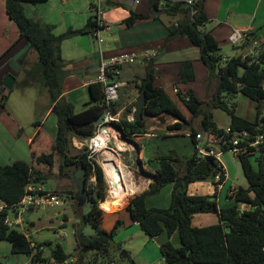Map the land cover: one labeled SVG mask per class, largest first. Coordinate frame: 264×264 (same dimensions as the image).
Returning a JSON list of instances; mask_svg holds the SVG:
<instances>
[{
    "label": "trees",
    "instance_id": "1",
    "mask_svg": "<svg viewBox=\"0 0 264 264\" xmlns=\"http://www.w3.org/2000/svg\"><path fill=\"white\" fill-rule=\"evenodd\" d=\"M27 1L37 2L5 0L6 12L16 23L20 39L24 38L29 49L37 54V61L24 69V78L19 87L26 89L36 86L47 91L52 113L57 118V133L55 140L50 141L51 152L48 150L47 140L41 137L43 132L36 134L30 144L32 163L17 160L8 165L0 164V202L5 204L0 210V240H8L13 253L29 255L34 264L44 260L42 245L38 246L36 242L33 245L34 239L28 238L17 226L8 225L6 217L12 206L23 198L31 177L36 182H45L48 173L54 172V168H59L61 175L64 167L74 165V174L84 166L87 168V177L95 171L97 182L93 185L87 179V201L91 202L92 207L87 214H82V219L93 224L96 234L85 235L79 228V223H76L75 236L80 245L79 249H75L77 255L71 256L61 244H56L50 260L56 264H136L132 258L127 260L120 255L122 247L114 240L124 221L117 219L111 230L102 225L104 211L100 203L107 198L108 185L101 165L88 158L86 147L83 151L72 152L74 138L89 139L96 133L98 125L95 120L106 109L104 85L99 81L89 83L90 101L81 111H77L74 103L63 95L64 82L69 72L62 56V42L76 34L94 33L98 28L97 16L91 15L83 28H69L56 34L53 25L27 15ZM162 1L165 2L162 7L169 14L181 16L168 27V38L181 35L188 37L199 48L200 59L208 67L210 77L214 80L221 77V84L207 101L201 100L191 88L185 92L178 90L179 99L192 113V119L189 120L169 93L155 85L157 72L154 60L150 59L146 63V75L141 78L138 88L140 94L144 92L146 96V114L143 119L129 120L124 112L121 121L115 123L117 127L131 139L134 135L148 132L147 116L168 114L175 119L174 123L168 125L170 132L189 130L196 144L198 133H208L211 139L206 141V147L212 148L209 144L214 143L220 151H227L232 146L235 132L240 130L249 131V141L255 140L259 135L264 137V52L227 57L223 63L219 41L211 31L204 30L208 21L205 0H195L191 5L185 0H150L149 13L131 9L124 23L132 26L138 20L158 15ZM107 3L109 6L114 5L112 0H107ZM93 7L94 2L91 3V8ZM109 74L113 76L114 73ZM180 74L182 82L195 80L192 60L181 61ZM11 91L12 89H8V93L0 98V103L5 105ZM238 94L255 101L256 115L253 120L238 115L232 99L228 102V98ZM215 108H221L230 115L229 131L217 125L213 113ZM197 117H201V131L192 125ZM40 123L41 120L37 119L34 125L39 126ZM196 144L193 155L184 161L174 151L156 156L159 168L149 187L134 195L127 206L132 219L151 238L163 233L169 237L178 233L180 245L176 246L170 239L161 244L160 251L164 258L162 264H264V143L259 145V152L245 153L239 157L248 186H237V191L229 195L231 203L225 205L218 201V182H215V178L219 175L223 182L226 180V171L219 166V161L214 156H200ZM207 179L213 181V194L188 192L191 182ZM169 183L174 185L170 206L149 207L146 199L158 194ZM74 195L75 191H71V198L74 199ZM242 206L249 208L242 209ZM76 211L77 216L80 215L79 206ZM200 212L218 213L220 221L207 226H193L192 216ZM89 251L92 252L88 254ZM72 257L74 260L67 263ZM0 264H3L1 260Z\"/></svg>",
    "mask_w": 264,
    "mask_h": 264
},
{
    "label": "rangeland",
    "instance_id": "2",
    "mask_svg": "<svg viewBox=\"0 0 264 264\" xmlns=\"http://www.w3.org/2000/svg\"><path fill=\"white\" fill-rule=\"evenodd\" d=\"M93 1L94 0H38L35 3L27 1L25 3V10L29 17L51 23L54 26V32L56 34H61L71 27H74V29L83 28L91 15L97 16V10L94 7L91 8L90 6ZM119 1L130 5L128 0ZM228 9L233 11H239L243 9L244 11H250V13L255 9L257 13L254 15L239 14L235 19L240 25L253 24L257 28V31H259L264 37V0H227V2L224 4L223 11L226 12ZM105 12L106 10L104 11V14ZM110 26L113 27V30L116 27L114 24H110ZM18 32L19 29L16 23L12 20L9 21L7 17L5 0H0V56L9 53L6 49L11 43H13ZM100 37L102 38V41L99 40ZM100 37H97L96 32L78 34L72 38L65 39L62 42L63 58L71 60L73 63L72 65H69V69H78L82 67L84 65V58L94 59L95 55H100V53H103L110 48L108 45L113 40L111 31L101 30ZM250 47L254 51H257V49L260 47H264V44L257 41L256 44L250 45ZM221 50L220 52L222 53L223 57L222 61L224 63L227 57H232L231 54L233 51H238V48L233 47V45L229 42L228 44H225ZM30 63L31 62H29V64ZM5 67L6 65L4 63L0 65V69H4ZM23 77V74H18L16 80L17 83L12 88L5 105L0 103V107L8 112H11L16 117V119L22 123V127L24 128V132L20 134V137L16 136L17 134H14L12 137L9 136V139H3L1 137L2 129L0 128V164L2 165L12 164L13 162L17 161L15 157H19L18 155L22 157L19 160H24L31 163V153L25 135L31 134L33 132L35 129L34 122L37 119L45 123L46 130H44L41 137H44V139L47 140L49 152L52 151L50 141H52V135L57 130V118L54 113L49 112L47 114L48 106L50 105L48 93L44 88L21 89L19 84ZM209 85L212 86L214 92H217L218 86L216 79L214 80L210 77L209 69L208 72L205 71V74L202 71H198L195 89L198 90L199 96L202 99L209 100L211 98V96H208L210 95L209 90L207 92V87ZM123 89H127V87H123ZM89 96V89L87 87L80 89L76 93L74 98H72V102L74 103L77 111H81L88 106L89 102L86 103V101L90 98ZM175 97V101L178 103L182 112L186 115L189 114L188 108L179 101L176 94ZM230 99H232V101L235 103V109L238 115H241L247 119L255 118L256 103L254 100L242 94L228 98V102H230ZM120 100L121 99H118L115 102L117 108ZM119 106H122L121 102ZM215 109L216 111L214 113V119H218L220 123L226 125L230 115L221 108ZM160 117H155L154 119V117L151 118L150 116H147L149 131H162L160 137H154L151 139L150 145H157L160 147L162 153H169L171 151H176L177 149V151L180 150V153L183 155H191V151H193V143L190 137L186 135L169 136L167 132L168 129L166 131L156 128V126L162 127L164 122H169V124H172L170 123L172 122V119L167 114L162 118ZM196 123L197 122L194 119L192 124L195 126ZM0 125L4 124L1 123ZM199 125L200 124L198 123V126ZM136 139V137H132L130 139L131 143L127 141L124 143L133 145V142H136ZM72 142L74 146L72 149L73 153H76L78 150L83 151L85 147L88 148L87 146L78 148L74 139ZM212 146H216V144H213ZM231 156V153L227 152L223 155L224 162L227 166L229 181L225 184V189L222 191L220 196L221 205H225L226 201L228 200L227 190L231 184L245 185L247 183V179L244 175L240 161L236 160L233 162L230 159ZM115 157H117L116 159H119L120 164L123 165V163H125L120 156H117V154L114 155V158ZM107 158H109V156L104 151L97 154V159L102 168L103 162ZM74 169V165H70L66 168L64 167L63 172L60 175L59 168H54V172L48 173V177L46 178L45 182H42L48 190L53 191L60 196L62 200L61 205L29 209L21 215L23 220L22 224H17L18 229L21 231L24 230L30 239H34V242H36L38 246L42 245L43 257L45 259L36 262L35 264H56L54 261L50 260L52 249L56 244H61L68 254H72L71 256L76 254L75 249L77 248L78 243L76 241L75 228L73 227L74 223H79V228L85 235L96 234V229L93 224H91V222H85L82 219V214H87L92 207L90 201H87L83 206L80 207V215H78L79 217L77 216V201L75 198H71V191L76 192L77 190L76 184L73 180V177L71 176ZM180 169L182 168L180 167ZM45 170L46 172L48 171L47 168ZM206 181L207 183L205 186H212V179H207ZM168 186L171 185L165 186V189L161 190L155 195V197L158 195L159 197H156L157 201L154 205H161L157 207L166 208L170 206V202H168V195L166 194ZM110 192L108 188L106 200L110 198L111 195H114L113 190L111 195ZM137 193L134 194L136 195ZM100 207L104 211L102 225L107 230H111L115 224V221L117 220H115L117 215H114L113 213H105L106 210L102 207V202L100 203ZM116 210H118V208L114 209L112 212ZM15 214L16 213L13 210H11L9 213V217L13 221L16 218ZM120 217V219L129 220L127 213H124ZM77 219H79L78 222ZM63 232H65L67 235L59 237V234ZM114 240L116 244H119L122 247V250H126L131 253V258L136 264H162L164 262L161 251L159 249L156 250L155 245L150 240V237L140 226L133 222L120 226L117 230ZM149 240L150 245L145 246L146 248H144V244ZM91 252L92 251H89L87 253L90 254ZM0 260L3 264H33L29 255L24 253H13L12 245L8 240H0Z\"/></svg>",
    "mask_w": 264,
    "mask_h": 264
},
{
    "label": "crops",
    "instance_id": "3",
    "mask_svg": "<svg viewBox=\"0 0 264 264\" xmlns=\"http://www.w3.org/2000/svg\"><path fill=\"white\" fill-rule=\"evenodd\" d=\"M112 1L114 4L113 5L114 7L109 6L106 9L105 14L103 15L104 21L108 23V26L103 30H106V31L110 30L113 36L112 42L108 45L110 48L107 51L100 53V55H95L94 59L84 58L83 59L84 65L78 69H73V68L69 69V65H72L73 63L71 60H67L64 58V60L67 63L65 68L68 70L69 75L64 82L63 95L67 99L72 101V98H74V96L80 89L85 88V87L88 88L89 83L96 81L99 62L102 59L108 60L109 58L113 56H117L122 53L140 52L143 50H155L157 54L154 57H151L149 59L136 60L132 63H126L122 65L115 74H113L114 75L113 78L122 83V85L119 88V92H120L119 99H121L120 102L122 106H118V108L116 106V111H118L120 117L122 118L124 112L127 113V116L135 113L136 100L138 96L140 95V92L138 90L139 84H140L141 78H143L146 75V63L150 59L154 60V67L157 72V75L155 78V85L158 87L164 88L174 100H176L175 94L177 98L179 99L178 90L185 92L189 88L193 89L195 93L198 95V97L201 98L199 96L198 90L195 89V83L197 80V72L202 71L205 74V71L208 72V69H207L208 67L200 59L199 48L195 46L190 41V39L186 36L181 35L175 38H168L167 36L168 27L172 25L175 21H177L181 16L169 14L166 11L165 7H162L163 5H165V2L162 1L161 9H160L161 11L158 13V15L151 16L147 19L138 20L136 21V23H134V25L128 26L126 23H124V20L130 15V10L133 9L136 12L149 13L150 12V0H142L141 3L139 4L130 3V5L124 4L123 2L119 0H112ZM173 1H177V0H173ZM117 2L120 3V5H115V3ZM226 2L227 0H205L204 1L205 11L208 16V21L204 25V30L211 31L213 33V35L219 41L220 50L223 48L225 44H228L230 42L233 45V47L238 48V51L232 52L231 54L232 56L240 55V54L246 55L247 53H249V48H251L250 45L256 44L257 41L264 44V37L261 35L259 31H257V28L253 24L252 25L251 24L240 25L236 21L235 18L239 14L254 15L255 13H257V11L254 9L250 13V11H244L243 9L239 11H233L231 9H228L226 12H224L223 8ZM7 17L9 21H11L8 14H7ZM44 23L51 24L47 22H44ZM110 24L111 25L114 24L116 26L114 30H113V27L110 26ZM71 28L74 29V27H71ZM234 28H241V29L248 30V36L245 39V42L233 44L229 40V36L232 33ZM13 29H14V26H13ZM83 34H86V33H83ZM9 48H11L9 53L5 54L0 59V65L3 63L6 65L4 69L3 68L0 69V98H2L4 94L8 93V89L4 86V80L6 76L8 74H13L14 76H16L15 78L17 80L18 74H23L24 76V69L37 61L36 52L33 51L32 49H29L28 43L24 38L20 39L19 32L15 36L13 43H11L6 50H8ZM260 51L264 52V47H260L255 52L259 53ZM258 53H255V54H258ZM184 60L193 61V66H194V70L196 74V78L194 81H190L187 83L181 81L180 63L181 61H184ZM28 61L31 63L29 64ZM16 80H15L14 86L17 83ZM123 87H127L128 90L123 89ZM28 88L39 89L36 86H32ZM175 89H177V91H175ZM208 90L210 94L208 96L212 97L215 94L212 86L209 85L207 87V92ZM201 100L207 101V99H202V98ZM89 101H90V98L87 99L86 103H88ZM179 101L183 103L181 99H179ZM215 111L216 109H214L213 113H215ZM49 112L52 113V107L50 105L48 106L47 114ZM165 115L166 114H161L160 115L161 117L160 116H150V117L151 118L154 117L155 119V117L162 118ZM168 116H170L172 119V122L170 123L175 122V119L171 115H168ZM185 116L189 120L192 119V113L190 111H189V114L187 115L185 114ZM195 120L197 123L195 124V126L193 124L192 125L197 130L201 131V125L198 126V123L199 124L201 123V117H197ZM214 120L216 121L219 127H223V128L229 127L230 117L228 118V122L226 123V125H223L222 123H220L218 119H214ZM1 123L4 124V125H0V128L2 129L1 137L3 139H9V136L12 137L14 134H17L16 136L20 137L21 136L20 134L24 132L22 123L18 119H16V117L11 112H8L5 109H2V107H0V124ZM168 125H169V122H166V123L164 122L162 127L156 126V128H160L162 130L167 131ZM44 130H46L45 123L41 121L39 126H35V129L33 130L31 134L25 135L26 141L29 145V150L31 153V163H32V152H31V146H30L31 141L39 131L44 132ZM161 132H162L161 130H159L158 132H150L148 129L147 133H144L141 135H134L133 137L137 138L136 139L137 143L133 142L134 143L133 145L129 143L125 144L124 142H126V140L121 139L123 141V144L119 148L129 153L127 157H123L124 159L121 157L125 162L123 163V167H124L126 174L128 175V178H130L131 181H133L136 185L139 186V190H138L139 192L137 191L138 193H141L142 191H144L145 189L149 187L153 179V175L156 174V171L159 168V163L155 159L156 156L166 155L170 153V152L162 153L160 147H158L157 145H153V146L150 145L151 139L154 137L155 138L160 137ZM167 132L169 136L186 135L190 137L193 143V151H191V155H183L180 153V150L177 151V149L176 151H174L177 157L182 161L190 158L195 151L196 141L192 139L191 135L189 134V130L178 131V132H170L168 130ZM56 133H57V130L52 135V141L55 140ZM202 135L204 136V140L211 139V136L208 133L204 132L202 133ZM116 144L118 145V140H116ZM213 144L214 143H210L209 145H213ZM137 148L139 149L138 158L135 156V152L137 151ZM212 148H216L215 149L216 151H220L217 148V145L212 146ZM226 152L230 153L228 151H224L221 154V162L223 163L226 169L225 184L228 183L229 181L228 173H227V166L223 159V155ZM18 156L19 157H15L16 160H19L22 158L20 157V155ZM230 159L233 162L237 160V159L236 160L233 159V156H231ZM126 160L130 161L131 166L126 164L128 162ZM139 160L142 162V166L138 167L137 169H133L132 166H134V164H139L138 162ZM180 171L182 173V169H180ZM206 183H207L206 180L191 182L188 185V192L190 194H195V193L213 194L215 192V186L213 182H212V186L210 185L205 186ZM225 184L217 188L219 202H220V196L222 194V191L225 189ZM167 185H171V186H168V190L166 192V194L168 195V202H170L171 204L170 198H172V190H173L174 185L173 183H169ZM232 185L234 184H231L230 187ZM239 185L241 184H235L234 186H239ZM165 186L164 188H162V190L165 189ZM242 186L247 187L248 181L245 185H242ZM134 195L135 194L128 196L129 198L128 197L126 198L125 200L126 202L121 207H119L118 210L114 212H105V213H110V214L113 213L114 215H117L115 217V220L120 219L121 218L120 216H122L124 213H127L129 216V220L122 219L124 221L123 225H127L133 222L136 225L140 226L137 221H134L132 219L130 211L127 208L130 199ZM229 195H230V191L228 189L227 190L228 200L226 201V204L231 203L232 201ZM156 197H159V195ZM156 197L155 195L154 196L152 195L146 199V203L149 207L161 206V205H157V206L154 205L155 202L157 201ZM247 208H249V206H242V209H247ZM78 221L79 219H77V222ZM219 221H220V218H219L218 213L200 212V213H195L192 216L191 223L193 226L201 227V226L215 224V223H218ZM168 239H170L175 245L177 246L180 245V239H179V235L177 232L173 233L170 237L166 233H163L159 236H155L153 238L150 237V240L155 245L156 250L158 249L160 250L161 244L167 241ZM150 240L144 244V248H146L145 246L150 245ZM34 243L35 242H33V244ZM129 254L131 256V253Z\"/></svg>",
    "mask_w": 264,
    "mask_h": 264
},
{
    "label": "built area",
    "instance_id": "4",
    "mask_svg": "<svg viewBox=\"0 0 264 264\" xmlns=\"http://www.w3.org/2000/svg\"><path fill=\"white\" fill-rule=\"evenodd\" d=\"M142 0H128L129 3L133 4H139L141 3ZM188 4H193L195 0H185ZM109 7L107 0H94V8L97 10V22H98V28L95 31L97 37H100V31L105 29L108 26V23L104 21L103 15L104 11ZM248 36V30L247 29H241V28H234L232 33L229 36V40L233 44H238L240 42H245V39ZM102 41V38L100 37L99 39ZM155 50H143L140 52H132V53H122L117 56H113L109 58L108 60L102 59L99 62L98 66V74L96 81L101 82L104 85V91H105V101H106V109L104 113L101 115L102 117V123L97 126L96 133L94 137L89 138V139H76L75 143L78 148H82L83 146H87V153H88V158L96 160L98 163L97 159V154L99 152H105V150H109L112 152L114 155L117 152L115 148H113L110 145L111 141H114L116 144V136L112 134V137L107 138L105 143L98 147V145L95 142V136L98 135L100 131H102L103 128L105 127H113L115 131H117L120 134V129L117 127L115 124L116 122L121 121V117L116 111V101L120 98V92L119 88L122 85L121 82L115 80L110 73H116L118 69L126 64V63H132L136 60L140 59H149L151 57H154L156 55ZM250 55H254L255 51L251 48H249V53ZM246 54V55H247ZM177 91V89H175ZM134 113L130 114L128 116L129 120H133ZM230 128H227V131H229ZM236 137L233 138L232 140V146L227 150L230 152L233 156V159L239 160V157L242 154L249 153V154H254L259 152V145L261 143H264V137L263 135H259L255 138L253 141H249L250 133L247 130H240L235 132ZM197 139V144L196 148L200 154V156L204 157L207 155L214 156L217 158L219 161V166L226 171L225 166L221 162V154L224 151H216L214 148H207L206 147V141L204 140V136L201 133H198L196 135ZM116 146L119 148V146L116 144ZM117 165V164H116ZM103 171H104V176L106 183L110 190L118 184V180L116 178H113L112 176H109L105 172V168L103 166ZM88 181L91 184H96L97 182V176L95 171H92L89 174V177H87ZM121 181V180H119ZM215 182H218V187L222 186L225 182V180L222 182L220 179V176L217 175L215 178ZM237 191V186L232 185L230 187V194H234ZM62 200L60 196L53 191L48 190L45 185L42 183V181H34V179L31 177L30 181L27 184L26 187V192L23 196V198L16 204L12 206V210L15 211L16 218L15 220H11L9 215H7L5 222L10 225V226H17L21 225L23 220L21 215L26 212L29 209H36V208H42L46 206H59L61 205ZM5 206L4 202H0V210L3 209ZM25 235L29 238L28 234L23 230ZM67 234L65 232L60 233L59 237L66 236ZM74 259L72 258L71 260L66 261L67 263L70 261H73ZM34 264V263H33Z\"/></svg>",
    "mask_w": 264,
    "mask_h": 264
},
{
    "label": "bare ground",
    "instance_id": "5",
    "mask_svg": "<svg viewBox=\"0 0 264 264\" xmlns=\"http://www.w3.org/2000/svg\"><path fill=\"white\" fill-rule=\"evenodd\" d=\"M112 134L116 136V139H118V146L121 147L123 141L120 139V134L115 131L113 127H105L98 133L97 136H95V142L98 147L102 146L107 138L112 137ZM105 153L109 156V158L103 162L105 172L107 175L118 180V184L114 186L110 192L111 195L113 190L114 195H111L110 198L102 202V207L106 210V212H112L114 209L121 207L126 202L125 200L129 195L137 192L139 190V186L128 178L123 165L119 163V159H116L117 157L114 158L112 152L105 150Z\"/></svg>",
    "mask_w": 264,
    "mask_h": 264
},
{
    "label": "water",
    "instance_id": "6",
    "mask_svg": "<svg viewBox=\"0 0 264 264\" xmlns=\"http://www.w3.org/2000/svg\"><path fill=\"white\" fill-rule=\"evenodd\" d=\"M15 80H16V78L13 74H8L4 80V86L7 89H12L14 86ZM216 82H217L218 89H219V86L221 84V77L216 78ZM145 105H146V96H145V93L142 92L136 100L135 113H134V117L136 119H143L144 118V114H146L145 113ZM95 123L97 125H100L102 123V117L101 116L98 117L95 120ZM119 132H120V139L131 142V140L128 139V137H126L124 135V133L121 129ZM110 145L116 149L117 152L115 153V155L117 154V156H120L122 158L128 156L129 153L126 152L125 150L121 149V148H118L114 141H111ZM138 155H139V149L137 148V151L135 152V156L138 158ZM126 161H128V160H126ZM138 162H139V164H134V166H132L133 169H137L138 167L142 166V162L140 160ZM126 164L130 165L131 163H130V161H128ZM73 180H74L76 187H77L74 198L77 201V205L79 207H81L87 202V168L84 166L80 167L73 174ZM73 227L76 228V224H73ZM78 248H80L79 244H78L76 249H78ZM120 255L127 260L131 259L129 252L126 250H121Z\"/></svg>",
    "mask_w": 264,
    "mask_h": 264
}]
</instances>
